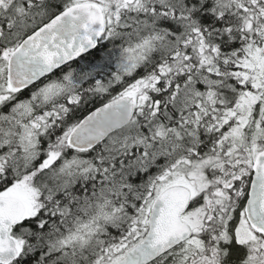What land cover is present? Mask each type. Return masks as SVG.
I'll return each mask as SVG.
<instances>
[{
  "label": "snow or ice",
  "instance_id": "snow-or-ice-1",
  "mask_svg": "<svg viewBox=\"0 0 264 264\" xmlns=\"http://www.w3.org/2000/svg\"><path fill=\"white\" fill-rule=\"evenodd\" d=\"M0 264H264V0H0Z\"/></svg>",
  "mask_w": 264,
  "mask_h": 264
}]
</instances>
